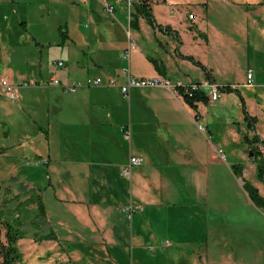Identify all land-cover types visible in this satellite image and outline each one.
<instances>
[{
  "label": "rangeland",
  "instance_id": "374dc122",
  "mask_svg": "<svg viewBox=\"0 0 264 264\" xmlns=\"http://www.w3.org/2000/svg\"><path fill=\"white\" fill-rule=\"evenodd\" d=\"M167 2L173 3L174 11L194 12L198 24L205 28L209 27V29L206 28V32L213 40L221 41L222 39L212 29L216 25L221 32H224L225 39L229 43L235 41L233 47L235 58L230 76L238 75L240 80L246 79L248 68L253 66L256 55H261L260 51L264 46V26L260 27L264 20L263 0L153 1L157 11H166ZM82 4L80 0L76 3L66 0L62 4L52 0H0V150H2L0 152V202L5 204L2 207L6 217L11 221L20 222L25 232V236L18 242L23 253V260L20 264H73L65 252L68 251L69 242L52 238L55 230L64 231V228L44 216L39 207L37 194L40 193L42 196L45 192L47 198L50 199L54 194V189L51 187L54 184L58 187L59 180L65 183H69V180L72 183L83 180L82 175L77 178L69 177L60 171L85 170V164L76 165V162L65 160L75 156L81 158L82 155L91 154V150L82 149L85 143L83 146L76 144L74 133H69L70 128L55 126L56 122L53 118L57 115V104L67 102L66 97L60 92H57V95H51L54 104L49 105V112L42 111L41 114H36L28 107L37 99L44 101L47 98L48 90L45 89V82L53 72L61 74V69L55 63L58 59L65 58L68 65H71L72 61L82 63L84 59H87L84 52L92 51V48L84 47V45L79 47L71 45L70 39L65 34L68 29L70 34L71 26H76V22H79L77 20L82 17L84 28H94L96 24H101L103 34L110 35L112 38L122 37L121 26L125 27L124 29L128 28L129 33L125 30L127 36L124 52L131 43L140 45V41L135 36L137 27L130 23L131 12L135 17L136 9L135 6L129 5L127 0L105 4L100 0H93L92 5L95 11H92L90 17L84 16L87 11H81L84 8ZM110 6L113 7L112 10ZM187 14L183 17L184 24L191 23V18ZM92 16H94L93 21H91ZM96 20L98 22H95ZM196 31L199 32L197 27ZM201 34L205 36V33L201 32ZM92 44L94 45V40ZM187 45L184 49L189 50L190 45L188 43ZM103 49L109 51L111 60H121L120 48L112 46ZM134 49L135 47L131 48L130 53ZM81 50L84 52L82 53ZM149 50L156 57L166 60L165 49L162 50L163 53L151 48ZM204 53L205 55L201 58L208 61L206 58L211 55L205 51ZM78 55L79 59H77ZM125 59L128 63L129 59ZM197 65L196 68L187 65L182 68L190 74V78L198 80L200 76H203L202 73L206 78L205 69ZM9 67L31 70L36 73V78H31V75L24 78L25 80L17 78L16 74L10 73ZM221 69L224 70V67ZM217 72L218 76H221L220 72ZM12 75L13 79H11ZM3 78L18 88V100L6 97V90L1 87ZM34 79H40L41 85L36 84ZM38 88L42 89L38 91L40 94L33 92ZM135 89L143 90L142 88ZM136 92L137 90H134L130 101L119 93L111 95L112 105L121 111L120 118L127 124L134 125L138 114L143 115L138 112L139 107H146L144 102L147 100L141 99ZM234 96L238 99L229 100L222 108L209 107L206 102H202L207 106L206 121L197 120V123L194 121L192 123L171 99L163 100L166 106L165 114L159 112V115H156L155 124L159 123L157 127L159 146L165 144L172 147L173 145L169 143L175 144V138L180 142L190 138L194 140L196 151L199 153L198 161L205 160L203 169L208 175V186L210 187L205 194L212 232L209 241L199 243L202 246L200 252H193L192 248L189 249L190 264H215V261L218 263L228 261L230 262L228 264H264V209L258 208L251 202L243 190V185L239 182V177L231 169V165L235 163H245L244 176L246 179L262 187L257 178L256 164L248 156L247 144L241 139L228 136L230 126L236 130L240 128L242 133L248 129L246 125L234 122L239 120V112L243 108L241 96L238 94ZM43 103L48 107L47 102ZM23 106L25 110L22 109ZM187 107L195 114L196 108L188 105ZM207 111H210L208 115ZM48 116L50 119L52 117L50 123L47 122ZM148 116L149 111L147 110L142 119ZM151 117L153 118L152 115ZM239 125L242 126L239 127ZM199 126H203L204 129H200ZM85 127L83 125L78 130L84 131ZM132 127V141L125 139L123 135L118 138L114 133L110 144L92 146L93 153L101 154V149H103L104 155L110 156L112 160L124 158L127 160L131 146L135 153L141 152L146 155V162L141 166H135L134 173L127 176L126 186L130 188V198L131 191L137 186L136 173L139 171L143 173L148 166L147 154L142 145L146 136L138 134L135 126ZM27 135L30 137L28 138ZM185 146L181 145L182 148H186ZM219 148L223 149L224 157L217 154L216 149ZM190 151H193V148ZM190 151L185 153H192ZM158 152V160L160 156L165 157L162 151ZM48 155H51L53 159L51 165L36 166L33 164L36 158L50 160ZM60 157L63 160L56 162V159ZM53 170L58 171L60 175H56ZM205 178L207 177L203 175L198 177L189 175L186 179L192 183L194 180L199 187H204L206 186ZM34 186H37L38 190ZM46 189H48L47 192ZM116 214L125 217L127 215L122 210ZM112 219V221L115 220L114 216ZM59 242L65 247V250H61L64 253L61 258L55 256V252L57 253L61 248ZM38 243L42 244L40 250L45 257H40L34 249L35 245L38 247ZM181 245H183L182 242L176 243L178 247ZM55 246H58L57 250H54ZM201 254L202 257H199ZM215 254H220L222 257L214 258ZM87 260H92V258H80L76 264H87ZM107 260L105 259L104 262ZM97 261H100V258Z\"/></svg>",
  "mask_w": 264,
  "mask_h": 264
},
{
  "label": "crops",
  "instance_id": "0c3cea01",
  "mask_svg": "<svg viewBox=\"0 0 264 264\" xmlns=\"http://www.w3.org/2000/svg\"><path fill=\"white\" fill-rule=\"evenodd\" d=\"M52 1L62 4L66 0ZM80 1L84 7L81 11H87L84 16L90 17L92 11H95L92 5L93 0ZM100 1L105 4L107 2L120 3L123 0ZM150 1L157 24L149 23V20L145 19L144 16L139 17V26L135 36L140 41V45L135 44V49L131 51L128 63L123 58L127 36L125 30L129 33L128 28L124 29L125 27L121 26L122 37L115 38L114 36L112 38L110 35L103 34L101 24H96L94 28H84L82 17H80L76 26H71L70 34L68 29L67 37L70 39L71 45L78 47L84 45V47L92 48V51L90 53L84 52V47H81L82 53L87 55V59H84L82 63L77 61L73 63L72 61V64L68 65L67 60L61 58L64 60V65L58 67L61 69V74L53 72L52 75H58L66 83L86 79L88 76L102 75L106 80L115 78L118 84H123L127 80L123 69L130 67L131 73L138 78L162 75L166 76L171 83L173 82L175 87L179 84L188 86L192 83L201 84L204 82L214 83L222 87L229 85L238 89L243 97L242 106L244 102L247 112L257 119L254 131L247 129L244 133L249 132L250 135L255 133L264 140V46L261 48V55L257 54L253 66L248 68L246 79L240 80L238 75L230 76L235 58L233 51L235 41L229 43L225 39L224 32H221L216 25L212 29L222 39L221 41L213 40L211 35L206 32V28L209 29V27L205 28L199 25L196 14L192 11H174L171 2L166 3V11H157L156 6H154L156 4L153 3L154 0ZM70 2L76 3L78 0H70ZM186 13L191 18V23L184 24L183 17ZM91 18L93 21L94 16ZM263 24L264 20H262L260 27H263ZM196 27L199 32L196 31ZM201 32L205 33V36ZM93 40L94 45L92 44ZM187 43L190 45L189 50L184 49ZM112 46L120 48L121 60H111L109 51L103 49ZM150 48L157 52L161 51V53L165 49L166 60L156 57L149 50ZM256 50L258 51L257 48ZM204 51L211 55V57L206 58L208 61L201 58L202 55H205ZM70 53L71 51L68 52V55ZM186 55H193L195 59L204 61L203 63L210 70H213L211 72L214 81L208 79L207 76L204 78L203 73V76H200L198 80L190 78V74L185 72L182 67L187 65L196 68L198 65ZM150 56L163 61L165 64L164 72L155 66ZM77 59H79V55ZM118 64L120 65L116 66ZM221 67H224V70ZM15 68L9 67V71L11 74H16L17 78L25 80L24 78L30 75L31 78H36V73L31 70ZM217 71L220 72L221 76H218ZM249 72L253 74L250 84ZM52 75L49 76L47 82L44 81L45 89L48 90L47 98L44 101L41 99L33 101L32 104L28 105L29 109L36 114H41L42 111L49 112V105L54 104L51 95H57V92H60L66 97L67 102H58L57 115L53 118L56 122L55 126L70 128L69 133H74L76 144L83 146L85 143L82 149L91 150V154L87 153L81 158L75 156L65 160L76 162V165L85 164V170L60 171L69 177L77 178L82 175L83 180H77L75 183H72L71 180L69 183L59 180L58 187L55 184L50 186L54 189V191L52 190L54 192L52 198H47L45 192L42 194L48 220H52L56 225L64 228V231L55 230L54 235L57 241L69 242L68 251L65 252L70 262L76 264L80 258L87 257L92 258V260H87V264H128V262L130 264H190L189 249L192 248L193 252H200L202 246L199 243L205 240L209 241L212 232L209 218L207 220L209 210L205 193L210 187L208 186V175L203 169L205 160L200 159L198 161L199 153L196 151L194 140H190V138L182 142L175 138V144L169 143L173 145L172 147L165 144L159 146L157 140L159 123L155 124L156 115H159V112L165 114L166 106H164L163 100L171 99L192 123L193 121L197 123V120L206 121L207 106L222 108L229 100L234 99L236 101L238 99L234 96L237 92L222 91L221 96L212 101L209 98L210 88H203L208 95V105L198 102L194 114L189 110L188 104L185 103L177 90L174 91L166 87L133 89L132 93L137 90L141 99H146L147 102H144L146 107H139L138 112L143 113V115L138 114L137 122L132 125L120 118L121 111L111 103L112 93H119L123 96L120 86L88 87L65 94L60 87L52 84ZM11 79H13V75ZM34 80L36 84L40 83L39 85H41L40 79ZM35 90L33 92L40 94L38 91L42 89ZM43 102H47L48 107ZM43 108L46 109L43 110ZM22 109L25 110V107L23 106ZM147 110L149 116L143 118V121L142 117ZM209 112L207 111V115ZM238 118L240 121L234 122L247 126L243 108L239 112ZM51 120L52 117L50 119L48 116L47 122L50 123ZM83 125L86 126L85 130L79 131L78 129L82 128ZM132 126H135L138 134L146 136L142 145L145 147L148 166L143 173L140 171L136 173L137 186L135 190H130V198V188L126 186L127 176L123 175V168L130 163L131 157L134 156L143 158L141 164L143 165L146 162V155L141 152L135 153L133 146H131L127 160L125 158L112 160L110 156L104 155L103 149H101V154L93 153L92 146L110 144V139L113 138L114 133L118 138L123 135L125 139L132 141ZM241 126L239 125V127ZM127 131L131 132V138L126 137ZM228 131L229 137L243 140L244 133L240 132V128L236 130L230 126ZM27 137L29 138L30 135ZM181 145H186L187 149L182 148ZM192 148L193 151H190ZM158 151H162L165 157L160 156L158 160ZM186 151L193 154L185 153ZM48 157L50 158L49 165H51L52 156L48 155ZM59 160L62 161L63 159L60 157L56 159V162ZM141 165H134L132 174L134 167ZM53 172L60 175L58 171L53 170ZM189 175L206 176V186L199 187L194 180L193 183L188 182L186 178ZM201 181L204 183L203 179ZM34 188L38 190L37 186ZM4 205L3 202H0L1 207ZM129 207L132 210H128ZM120 210L125 215L127 213L126 217L117 216L116 213ZM112 216H114V221H112ZM178 242H182L183 245L176 246ZM59 244L61 248L57 252L58 254L55 252V256L61 258L64 254L61 250H65V247L60 242ZM40 245L42 244L38 243V247L35 245L34 249L42 257ZM57 248L58 246H55L54 250ZM218 256L222 257L220 254H215L214 258ZM199 257H202V254ZM94 258L95 260H93ZM98 258L100 261H97ZM105 259H108L107 262H104ZM228 263L230 262L218 263L215 261V264Z\"/></svg>",
  "mask_w": 264,
  "mask_h": 264
},
{
  "label": "trees",
  "instance_id": "16d2710c",
  "mask_svg": "<svg viewBox=\"0 0 264 264\" xmlns=\"http://www.w3.org/2000/svg\"><path fill=\"white\" fill-rule=\"evenodd\" d=\"M131 6H135L136 9L135 17L133 15V12H131V25L136 27L139 26L138 21L140 15L145 16L151 22V24H157L152 12V4L150 0H135ZM63 33L66 32L63 31ZM65 35L67 36V33ZM186 56L202 66V68H204L206 71L207 78L213 80V74L205 64H203L200 60L195 59L193 55ZM150 58L154 62L155 66L161 72H164L165 64L163 63V61H160L159 59L152 56H150ZM220 87L222 91H236L237 94L241 96L237 88H233L229 85ZM177 91L181 95L185 103L193 108L197 106L198 102H208V95L202 89L192 92V95L186 92V86H178ZM241 100L243 101L242 96ZM243 111L245 113V121L247 122L248 130L254 131V125L257 119L247 112L244 102ZM243 141L248 146V154L250 156V160L256 164L257 178L261 182L262 187L246 179V177L244 176V170L246 168L245 163H235L231 165V169L237 177L243 178L244 184L242 187L251 202L258 208L264 209V148L260 147H264V140L255 133L250 135L249 132H246L243 134ZM251 152H253V155H250ZM37 197L39 207L44 216H46V209L42 200V196L40 194H37ZM208 216L209 214H207V220L209 218ZM24 234L25 232L22 229L21 223L18 221L16 222L9 220L5 215L4 208L0 206V264H20V262L23 260V253L18 246V242L25 236ZM52 238H55L54 234L52 235ZM207 241L208 240H205L202 243H206Z\"/></svg>",
  "mask_w": 264,
  "mask_h": 264
},
{
  "label": "built area",
  "instance_id": "2783aa9c",
  "mask_svg": "<svg viewBox=\"0 0 264 264\" xmlns=\"http://www.w3.org/2000/svg\"><path fill=\"white\" fill-rule=\"evenodd\" d=\"M129 5H132V3L135 0H127ZM110 9L112 10L113 7L110 6ZM135 47V43H131L129 45V48L127 51L123 52V58H128L130 61V49ZM56 66H62L64 65L63 59H58L56 62ZM123 71L126 73L127 80L123 84H118L115 78H110L106 80L103 78L102 75H94V76H88L86 79H78L73 80L71 82H63L58 75L53 74L51 76V82L54 86L60 87L63 91V93H73L77 92L79 89L82 88H88V87H104V86H120L123 97L127 100H131L132 96V90L135 88H154V87H166L172 90H177L178 86H185L183 84H179L178 86H173L171 81L166 78V76H146V78H138V76H134L131 73L130 67H125ZM252 72L248 73V79L249 84L252 82ZM1 87L6 90V96L9 99L12 100H18L19 99V93L18 88L8 82L6 78H3L1 81ZM203 88H210L209 91V98L212 101L217 100L221 94L222 89L220 86L214 83L210 82H204V83H192L188 86H186V92H188L190 95H192V92L197 90H203ZM178 92V91H177ZM200 129H204L203 126H199ZM126 137L131 138V132H126ZM261 148H264L263 146H260ZM216 152L219 156L224 157L225 153L222 148L216 149ZM50 160L49 159H40L36 158L33 161V164L36 166L41 165H49ZM143 163V158L141 157H131L130 163L126 165L123 168V175L124 176H130L132 173V168L134 165H141ZM128 210H132L131 207L127 208Z\"/></svg>",
  "mask_w": 264,
  "mask_h": 264
},
{
  "label": "water",
  "instance_id": "95a60500",
  "mask_svg": "<svg viewBox=\"0 0 264 264\" xmlns=\"http://www.w3.org/2000/svg\"><path fill=\"white\" fill-rule=\"evenodd\" d=\"M250 155H253V152H251ZM238 179H239V182L243 185L244 184L243 178L242 177H239Z\"/></svg>",
  "mask_w": 264,
  "mask_h": 264
}]
</instances>
